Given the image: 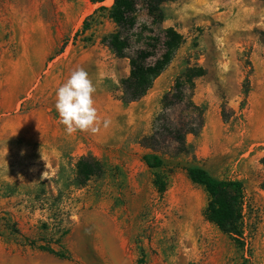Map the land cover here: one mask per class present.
<instances>
[{"label":"rangeland","instance_id":"374dc122","mask_svg":"<svg viewBox=\"0 0 264 264\" xmlns=\"http://www.w3.org/2000/svg\"><path fill=\"white\" fill-rule=\"evenodd\" d=\"M111 2L0 0V264H264V0L165 1L158 23L139 1L133 25L119 29L120 57L106 44L118 30ZM165 27L181 43L146 92L124 102L128 58L155 57ZM79 67L96 85V134L68 135L55 108ZM144 154L160 165L147 167ZM80 156L101 172L75 185ZM190 165L240 181L238 236L203 217Z\"/></svg>","mask_w":264,"mask_h":264},{"label":"trees","instance_id":"16d2710c","mask_svg":"<svg viewBox=\"0 0 264 264\" xmlns=\"http://www.w3.org/2000/svg\"><path fill=\"white\" fill-rule=\"evenodd\" d=\"M144 5L147 15L152 22L158 23L162 19L161 3L170 0H112L107 9L109 19L118 30L110 33L106 38L108 48L116 55L123 56L126 48V38L120 35L119 29L129 28L134 23V9L137 2ZM181 43V35L171 27L162 29L160 40V51L153 57L152 49H139L128 58V73L120 80L122 98L129 102L141 97L150 87L153 79L164 69L171 60L174 51ZM153 57L152 60L150 58ZM199 68L192 69L187 75L199 76ZM246 89L243 90V93ZM175 141L185 150L183 138L174 136ZM143 163L149 168L160 165V159L153 154H144ZM260 163L264 169V148ZM101 172L100 163L90 156H80L74 164V178L71 183L83 184L90 176ZM187 178L195 184L200 185L206 194V203L203 209V217L212 223L220 232L238 236L241 231V209H242V186L235 179H215L204 168L198 165H190L185 169ZM156 183V184H155ZM156 191L161 192L163 185L154 180ZM38 248L52 253L58 257L63 254L53 251L47 246Z\"/></svg>","mask_w":264,"mask_h":264},{"label":"clouds","instance_id":"9594fccd","mask_svg":"<svg viewBox=\"0 0 264 264\" xmlns=\"http://www.w3.org/2000/svg\"><path fill=\"white\" fill-rule=\"evenodd\" d=\"M96 90V85L82 67L73 70L69 78L58 87L55 108L59 122L65 126L68 135L77 131L92 134L99 132L101 117L93 98ZM109 123L110 120H103L105 128ZM21 154L23 155V152Z\"/></svg>","mask_w":264,"mask_h":264}]
</instances>
